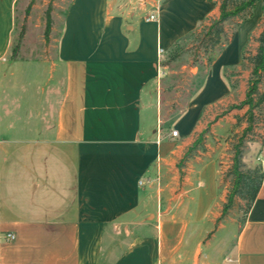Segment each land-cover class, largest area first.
<instances>
[{
  "label": "crops",
  "instance_id": "crops-1",
  "mask_svg": "<svg viewBox=\"0 0 264 264\" xmlns=\"http://www.w3.org/2000/svg\"><path fill=\"white\" fill-rule=\"evenodd\" d=\"M155 6L157 21H146ZM263 6L258 1L252 15L230 31L229 21L224 24L230 42L209 65L187 120L230 95L224 72L241 64L244 48L259 35ZM217 16L209 0L157 5L72 0L56 43L61 73L48 79L61 82L52 119L48 114L43 120L39 110L41 91L28 131L16 133L2 113L13 0H0V264H172L177 259L189 222H203L217 211V198L222 201L217 168L207 160L197 171L189 219L162 218L163 211L151 222L127 221L148 173L167 149L163 136L150 131V119L143 124L142 106L163 77L161 60L173 44ZM219 264H264V172L233 247Z\"/></svg>",
  "mask_w": 264,
  "mask_h": 264
},
{
  "label": "rangeland",
  "instance_id": "rangeland-1",
  "mask_svg": "<svg viewBox=\"0 0 264 264\" xmlns=\"http://www.w3.org/2000/svg\"><path fill=\"white\" fill-rule=\"evenodd\" d=\"M71 1L13 0V26L7 53L2 113L3 121L14 127L16 133L28 131L38 110L37 97L40 98L38 93L41 91L44 94L39 110L44 113L43 120H47L48 114L52 119L61 82L49 83L48 79L54 73H61L56 63V43ZM151 1L157 5L161 0ZM211 1L217 6L220 0ZM46 14L52 21L47 38ZM213 19L206 18L197 27L195 36L183 39L174 60H168L167 54L163 56V77L149 96V102L143 100L142 122L146 124L150 119V131L163 136L167 149L163 152V160L157 161L148 173L142 185L139 205L127 221L135 222L146 217L145 221L151 222L154 215L157 217L163 211L162 218L189 219L197 171L207 160H213L217 168L218 195L222 201L217 198V211L211 210L203 222H189L187 239L172 264H219V260L226 256L246 217V204L238 196L221 215L231 190L234 152L237 149L241 151L244 169L261 168L260 161L264 158L263 105L256 107L251 115L247 107L230 109L244 99L251 70L247 61L226 71L230 81L237 84L228 97L204 106L193 121L185 118L192 96L218 54V47L201 42L204 27ZM237 21L238 18L229 20L227 30H232ZM252 40L244 48L245 57L255 53V41ZM13 52L15 59L10 60ZM259 91L264 93V79ZM183 122L190 123L182 128L180 123ZM174 130L178 131L177 136L171 134ZM197 139L196 147L187 152ZM198 256L199 260L196 259Z\"/></svg>",
  "mask_w": 264,
  "mask_h": 264
},
{
  "label": "trees",
  "instance_id": "trees-1",
  "mask_svg": "<svg viewBox=\"0 0 264 264\" xmlns=\"http://www.w3.org/2000/svg\"><path fill=\"white\" fill-rule=\"evenodd\" d=\"M258 1L263 0H220L217 4L218 16L213 19L207 27H204L205 29L202 33L203 39L201 42L206 44V46L209 45L215 48L218 47V52L223 50V48L230 42V36L225 32L224 24L233 18H238L239 21L248 19L252 15V10ZM213 4L216 3L213 2ZM262 14L264 18V6L262 8ZM51 23L52 21L49 14H46V38L50 33ZM196 30L190 32L185 37L173 44L171 49L167 52L168 60H174L177 57L178 52L181 50L180 44L183 39L188 36H195L197 34ZM254 41L256 43L255 53L249 57H245L243 50L241 55V65L246 61L251 65L250 75L247 80V86L244 93V99L238 105H232L230 107V109H241L243 107H247V112L250 115L252 114V111L259 105H263L264 108V93L259 91V85L264 79V24L259 35L254 39ZM9 59H15V52L12 53ZM224 76L229 82L230 89H236L237 84L230 81V76L226 71L224 72ZM197 142L198 139L192 143L188 149L189 151L187 150V152L192 151L196 147ZM230 173L232 175L231 190L226 197V203H224L222 206L221 215H224L230 208L235 196H238L245 202V212L247 215L261 186L263 172L261 168L254 170L244 169L241 151L237 149L233 155Z\"/></svg>",
  "mask_w": 264,
  "mask_h": 264
},
{
  "label": "built area",
  "instance_id": "built-area-1",
  "mask_svg": "<svg viewBox=\"0 0 264 264\" xmlns=\"http://www.w3.org/2000/svg\"><path fill=\"white\" fill-rule=\"evenodd\" d=\"M146 21H157V13H156V6L154 7L153 11L145 18ZM173 136H177L178 132L176 130L172 131L171 133ZM261 170L264 172V158L260 161ZM14 236L12 234H7V239H12Z\"/></svg>",
  "mask_w": 264,
  "mask_h": 264
}]
</instances>
